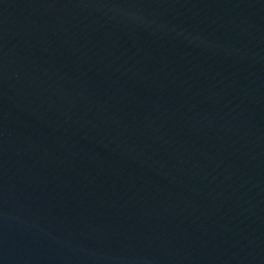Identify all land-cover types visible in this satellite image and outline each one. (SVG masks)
<instances>
[{
	"label": "water",
	"instance_id": "1",
	"mask_svg": "<svg viewBox=\"0 0 264 264\" xmlns=\"http://www.w3.org/2000/svg\"><path fill=\"white\" fill-rule=\"evenodd\" d=\"M0 264H264V0H0Z\"/></svg>",
	"mask_w": 264,
	"mask_h": 264
}]
</instances>
